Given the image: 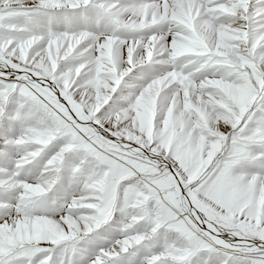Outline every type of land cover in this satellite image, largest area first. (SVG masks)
Listing matches in <instances>:
<instances>
[{"label":"snow or ice","instance_id":"6c2138e0","mask_svg":"<svg viewBox=\"0 0 264 264\" xmlns=\"http://www.w3.org/2000/svg\"><path fill=\"white\" fill-rule=\"evenodd\" d=\"M0 264H264V0H0Z\"/></svg>","mask_w":264,"mask_h":264}]
</instances>
